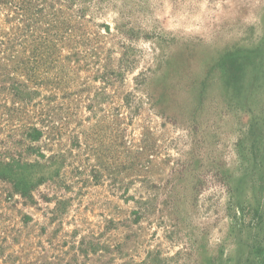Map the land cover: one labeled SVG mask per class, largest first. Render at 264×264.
Listing matches in <instances>:
<instances>
[{"label":"rangeland","instance_id":"rangeland-1","mask_svg":"<svg viewBox=\"0 0 264 264\" xmlns=\"http://www.w3.org/2000/svg\"><path fill=\"white\" fill-rule=\"evenodd\" d=\"M0 264H264V0H0Z\"/></svg>","mask_w":264,"mask_h":264}]
</instances>
